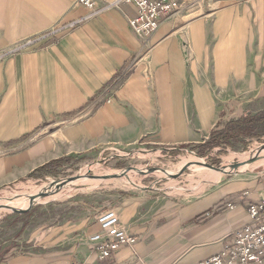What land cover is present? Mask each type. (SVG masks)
<instances>
[{"label":"crops","instance_id":"1","mask_svg":"<svg viewBox=\"0 0 264 264\" xmlns=\"http://www.w3.org/2000/svg\"><path fill=\"white\" fill-rule=\"evenodd\" d=\"M178 1L145 39L133 4L0 0V188L107 148L213 145L223 120L264 100V0ZM150 196H119L137 243L111 258L89 249L93 217L0 245V264H197L249 221L264 180L179 202Z\"/></svg>","mask_w":264,"mask_h":264},{"label":"rangeland","instance_id":"2","mask_svg":"<svg viewBox=\"0 0 264 264\" xmlns=\"http://www.w3.org/2000/svg\"><path fill=\"white\" fill-rule=\"evenodd\" d=\"M246 107V114L221 122L213 145L112 147L76 160L56 177L1 187L0 245H29L27 240L54 225L96 219L107 209L117 210L120 195L150 194L151 199L179 202L219 188H256L264 180V100ZM260 156L262 160L254 165ZM197 160L214 169L226 168L227 162L232 161L237 169L231 170V164L226 168L230 170L213 179L195 168ZM243 160L249 168L239 171ZM25 200L27 204H23ZM9 206L28 210L16 212Z\"/></svg>","mask_w":264,"mask_h":264},{"label":"built area","instance_id":"3","mask_svg":"<svg viewBox=\"0 0 264 264\" xmlns=\"http://www.w3.org/2000/svg\"><path fill=\"white\" fill-rule=\"evenodd\" d=\"M76 3L90 9L104 3L119 6L133 4L137 15L130 25L137 35L149 39L160 27L164 16L180 10L178 0H76ZM109 102L110 99H107ZM234 204H229L234 208ZM249 221L232 233L230 243L219 253L197 264H264V196L249 202L247 207ZM98 230L86 235L89 249L100 260L108 259L121 247H132L137 237L122 224L115 209H107L96 217Z\"/></svg>","mask_w":264,"mask_h":264},{"label":"bare ground","instance_id":"4","mask_svg":"<svg viewBox=\"0 0 264 264\" xmlns=\"http://www.w3.org/2000/svg\"><path fill=\"white\" fill-rule=\"evenodd\" d=\"M233 157V156H232ZM259 159V160H258ZM257 160H255L254 162H253V164L255 165V164H257V163H259L261 160H262V156H260L259 158H258ZM197 161H199L198 162V164H194L195 165V168L198 170V171H205L204 173H205V175H207V177H210V178H213V179H218L219 177H220V171L219 170H217V169H214V168H211V167H208V166H206L205 165V163H204V161L203 160H197ZM233 162L232 161H229V162H227V164H226V168H229V165H231ZM252 164V165H253ZM204 165V166H203ZM253 165V166H254ZM226 168H224L223 167V169L225 170V171H227V170H230V169H226ZM249 168V165H248V163H246V161H244L243 160V162H242V164L240 165V167H239V171H244V170H246V169H248ZM236 170L237 169V167L235 166V163L234 164H232L231 165V170ZM202 172V173H203ZM205 177V176H204ZM36 190V189H35ZM179 191V190H178ZM38 193V192H37ZM22 202V201H21ZM27 200H25V203H24V201H23V204H27ZM5 203V202H4ZM11 205H13L14 206V203H10ZM22 204V205H23Z\"/></svg>","mask_w":264,"mask_h":264},{"label":"trees","instance_id":"5","mask_svg":"<svg viewBox=\"0 0 264 264\" xmlns=\"http://www.w3.org/2000/svg\"><path fill=\"white\" fill-rule=\"evenodd\" d=\"M67 161H69V159L52 162V163L46 165L45 167H43L42 169L46 170L47 172H52L51 167L55 168V166H60V165L64 164V162H67Z\"/></svg>","mask_w":264,"mask_h":264},{"label":"water","instance_id":"6","mask_svg":"<svg viewBox=\"0 0 264 264\" xmlns=\"http://www.w3.org/2000/svg\"><path fill=\"white\" fill-rule=\"evenodd\" d=\"M205 165L208 166V167H210V166L207 165L206 163H205ZM217 170H219L220 172H226L223 168H218ZM65 182H67V179H65ZM31 197H32L31 200L34 201L35 198H34L33 196H31ZM9 207H10L13 211H16V212H25L26 210H28V209L19 210V209H16V208H14V207H11V206H9Z\"/></svg>","mask_w":264,"mask_h":264}]
</instances>
